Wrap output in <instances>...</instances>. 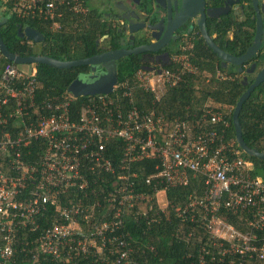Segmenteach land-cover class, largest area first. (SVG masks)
Segmentation results:
<instances>
[{
  "label": "built area",
  "instance_id": "obj_1",
  "mask_svg": "<svg viewBox=\"0 0 264 264\" xmlns=\"http://www.w3.org/2000/svg\"><path fill=\"white\" fill-rule=\"evenodd\" d=\"M1 1L10 15L50 22L54 30L65 16L87 11L82 0ZM192 57L184 45L169 55L171 65L140 66L135 83L118 81L111 93L88 96L75 118L77 97L39 100L37 69L27 74L0 52V264H12L17 253L36 264H144L134 258L123 218L137 203L144 215L154 206L138 181L158 202L159 193L195 179L200 192L174 211L207 234L211 248L199 249L200 264H264V178L215 126H228L222 112L210 109V118L194 123L138 104L137 87L155 104L185 74L198 73ZM113 141L123 144L116 163ZM240 215L245 228L228 220Z\"/></svg>",
  "mask_w": 264,
  "mask_h": 264
},
{
  "label": "trees",
  "instance_id": "obj_2",
  "mask_svg": "<svg viewBox=\"0 0 264 264\" xmlns=\"http://www.w3.org/2000/svg\"><path fill=\"white\" fill-rule=\"evenodd\" d=\"M89 7L86 13L69 14L61 20L63 24L55 31L49 29V24L28 21L34 27H38L45 35V40L40 45V53L63 60H75L92 56L110 47H118L116 41H111L110 47L100 46L99 40L109 33L108 26L103 21V12L98 8ZM6 15V14H5ZM9 15V14H7ZM39 23V24H38ZM25 22L14 15H10L8 21L0 27V33L9 49L22 56L35 54L31 51L27 40L19 36V27ZM198 58L195 62L200 66L196 74H185L184 81L165 94L163 99L155 104L152 102V93H146L141 87H137L135 95L138 104L142 108H152L157 113L163 114L171 120L175 117L191 120L196 123L202 116L210 118L209 110L216 112L227 105L230 111L223 114L224 120L229 121L228 126L221 122L216 127L223 129L227 138L236 141V132L233 124V111L240 96L246 90L240 82H226L216 77V67L210 66L202 60L211 58L201 50L197 51ZM204 59V60H205ZM37 69V98L51 97L55 95L68 94V87L81 72H88V66L82 65L72 68H57L47 64L36 63ZM143 66L139 57L132 55L124 57L119 61L118 80L119 82L130 79L135 83L134 75L137 69ZM264 92V90H261ZM88 96L75 98L71 104L74 117L78 116L83 103ZM240 121L243 129V136L246 142L259 150H264V101L256 91L246 100L240 113ZM238 148L241 149L236 141ZM113 160L118 162L123 144L111 142ZM243 154L246 159L254 162V174L264 178V159ZM37 151L32 157H37ZM140 164V163H139ZM141 165V164H140ZM144 174L148 175L152 169V163H142ZM201 180H193L189 185L171 187L167 190L166 197L168 205L162 207L157 202L155 193L151 186L138 181L137 188L146 190L152 195L154 206L144 215L140 203L130 209L123 216L125 230L132 243L134 258L144 264H200L199 249L203 245L209 249L207 234H203V228L198 222L182 221L177 217L174 207L184 204L187 197L195 190L200 192ZM145 205V204H144ZM149 205V203H148ZM156 218L154 221L153 219ZM242 216H229L228 220L239 228H245ZM193 232L189 236V232ZM27 231L24 232V234ZM30 236L32 233H27ZM30 254L17 253L12 264H36ZM43 257V256H42ZM92 256H90L91 258ZM49 260V259H48ZM86 263V262H85ZM83 263V264H85ZM87 264H91L88 262ZM206 264H225L212 262L210 259Z\"/></svg>",
  "mask_w": 264,
  "mask_h": 264
},
{
  "label": "flooded vegetation",
  "instance_id": "obj_3",
  "mask_svg": "<svg viewBox=\"0 0 264 264\" xmlns=\"http://www.w3.org/2000/svg\"><path fill=\"white\" fill-rule=\"evenodd\" d=\"M196 1L201 7L209 9L204 17L199 15L196 18L191 14L184 18L181 16L193 0H84L90 7L103 12V21L108 26L109 33L99 40V45L110 47L112 40L118 43V47L104 51L117 48L130 50L162 41L157 51L145 50L125 56L135 55L143 62V66H152L161 63L162 56H169L184 45H191L196 55L201 48L205 55L212 56L204 58L202 62L203 65L207 63L216 67L219 80L240 82L247 90L264 72V0ZM1 3L0 0V16H4L5 10ZM200 20L218 49L225 50L234 58L244 57L240 65L219 58L214 47L206 41ZM132 30L137 31L134 34L135 41L131 39ZM123 37L124 45L121 44ZM174 43L176 45H172ZM261 90H264V80L251 95L256 91L264 101V92Z\"/></svg>",
  "mask_w": 264,
  "mask_h": 264
},
{
  "label": "water",
  "instance_id": "obj_4",
  "mask_svg": "<svg viewBox=\"0 0 264 264\" xmlns=\"http://www.w3.org/2000/svg\"><path fill=\"white\" fill-rule=\"evenodd\" d=\"M193 1L194 2L192 3V5L187 6L186 10L181 15L183 18L189 16L190 14L192 16H196V18L199 17V15L204 17V15L208 13L209 10L208 8L205 9L204 7H201V4L198 1L196 0ZM8 19L9 16H5V17L0 16V27L3 24H5L8 21ZM127 19H129V17ZM200 24L203 29L204 26L202 24V20H200ZM153 28H157V27L153 26ZM203 30L206 37V41L211 47H214L220 59H222L224 62H231L236 65L241 64L240 61L244 57L234 58L235 56H232L225 50L220 48L218 49L216 44L213 42L211 36L207 34L205 29ZM131 32L133 33L131 39L132 40L134 39L135 41L134 34L137 31L132 30ZM19 36L21 38L26 37L28 39H32L36 43L42 42L46 38L45 35L39 29L32 27L30 25L25 26L24 28L23 26H20ZM161 42H152L149 45L138 46L130 50L127 48H117L113 50L100 52L85 58H80L75 60H63L43 54H32L28 56H22L20 54L14 53L9 49V47L5 43L0 33V52L8 60L13 61L16 64L42 63L62 69L72 68L82 65L89 66L90 70L88 72L79 73V75L71 82V84L68 87V91L71 92L75 97H81V96H89V95H95L101 93H105V94L111 93L114 89V86L119 81L118 80L119 61L125 56H128L133 53L138 54L145 50L157 51L161 45ZM121 44L122 45L125 44V37L121 38ZM262 80H264V72L262 73V77L257 78V80L253 84L249 85L247 90L240 96L233 111V124L235 127L237 143L244 151V153H246L249 156L257 157L259 159H264V150H259L258 148L252 147L246 142L243 136V129L240 121V113L244 103L250 97L251 93L256 89V87L262 82ZM244 84L247 85L248 83H244Z\"/></svg>",
  "mask_w": 264,
  "mask_h": 264
},
{
  "label": "crops",
  "instance_id": "obj_5",
  "mask_svg": "<svg viewBox=\"0 0 264 264\" xmlns=\"http://www.w3.org/2000/svg\"><path fill=\"white\" fill-rule=\"evenodd\" d=\"M83 1V4L84 5H86V3L84 2V0H82ZM2 2V1H1ZM2 4V3H1ZM1 7H2V5H1ZM88 7V6H87ZM86 7V8H87ZM3 8V7H2ZM4 10V9H3ZM89 11V7L87 8V11L86 12H88ZM85 12V13H86ZM6 14V15H5ZM7 14H9V11H5V13H4V16L3 17H5V16H10V14L9 15H7ZM84 14V13H83ZM14 16H16L15 14H13ZM17 17V16H16ZM18 18V17H17ZM23 22H25V24L24 25H21V26H23V28L25 27V26H28V25H30V26H32L30 23H26V22H28V20H22ZM29 21H33V20H29ZM33 22H40V24H42V23H44V24H46V23H48L49 24V29H51V30H53V31H55L52 27H51V23L50 22H43V21H36V20H34ZM39 24V23H38ZM63 25V24H62ZM32 27H34V26H32ZM35 28H37L38 29V27H35ZM61 28V27H60ZM60 28H57V29H60ZM56 29V30H57ZM40 30V29H39ZM41 31V30H40ZM42 32V31H41ZM43 33V32H42ZM24 39H26L27 40V43L29 44V41H32L31 42V44H29V46L31 47V45L33 46V43H36V42H34L32 39H28V38H26V37H24ZM43 42V41H42ZM42 42H38V43H42ZM41 45V44H40ZM182 49V48H181ZM181 49L179 50V51H177V53L178 52H180L181 51ZM174 53H176V51L175 52H173L172 54H170V55H173ZM35 54H41L40 52L39 53H35ZM44 55V54H43ZM169 56L167 55V56H162L161 58H160V61L162 62V64L163 65H171L170 64V62H169V58H168ZM198 58V56L193 52V57H192V59H193V61L195 62L196 61V59ZM195 63H197V62H195ZM150 67H153V65L152 66H150ZM217 73V72H216ZM38 88V87H37ZM38 90V89H37ZM69 92V91H68ZM90 96V95H89ZM78 98V97H77ZM230 111V107H228L227 105L221 110V112H222V114H226V113H228ZM229 122V121H228ZM242 150V149H241ZM243 151V150H242ZM244 155V154H243Z\"/></svg>",
  "mask_w": 264,
  "mask_h": 264
},
{
  "label": "rangeland",
  "instance_id": "obj_6",
  "mask_svg": "<svg viewBox=\"0 0 264 264\" xmlns=\"http://www.w3.org/2000/svg\"><path fill=\"white\" fill-rule=\"evenodd\" d=\"M91 7H93V6H91ZM0 13H2L1 9H0ZM40 44L41 43H33V46L31 45V47H30L31 51L34 53H39L40 52ZM172 45H176V44L174 43ZM35 66H36L35 63H19V64H17L18 69L27 73V74L31 73V71L35 68ZM158 203L162 207H165L168 205V199H167L166 194L164 192L159 193Z\"/></svg>",
  "mask_w": 264,
  "mask_h": 264
}]
</instances>
